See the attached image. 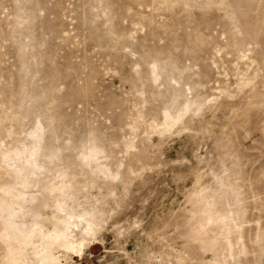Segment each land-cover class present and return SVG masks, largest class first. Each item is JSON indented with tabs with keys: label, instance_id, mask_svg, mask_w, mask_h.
Returning a JSON list of instances; mask_svg holds the SVG:
<instances>
[{
	"label": "rangeland",
	"instance_id": "1",
	"mask_svg": "<svg viewBox=\"0 0 264 264\" xmlns=\"http://www.w3.org/2000/svg\"><path fill=\"white\" fill-rule=\"evenodd\" d=\"M0 264H264V0H0Z\"/></svg>",
	"mask_w": 264,
	"mask_h": 264
}]
</instances>
